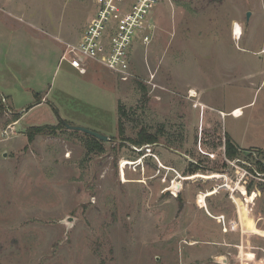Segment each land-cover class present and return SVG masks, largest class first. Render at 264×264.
Here are the masks:
<instances>
[{"label": "rangeland", "instance_id": "rangeland-1", "mask_svg": "<svg viewBox=\"0 0 264 264\" xmlns=\"http://www.w3.org/2000/svg\"><path fill=\"white\" fill-rule=\"evenodd\" d=\"M94 11L0 0V264H264V179L223 154L264 160V0H161L126 80L59 62Z\"/></svg>", "mask_w": 264, "mask_h": 264}, {"label": "built area", "instance_id": "built-area-1", "mask_svg": "<svg viewBox=\"0 0 264 264\" xmlns=\"http://www.w3.org/2000/svg\"><path fill=\"white\" fill-rule=\"evenodd\" d=\"M159 2L161 0H95L93 16L81 36L66 43L59 62L66 61L72 68L83 72L86 60H93L122 80L128 79L131 76V50H135L132 45L137 42L146 48L156 35L157 25L151 13ZM223 154L228 167H234L240 174L237 183L246 177L264 179V171L255 168V160L251 157L228 158L225 147ZM257 160L264 167V160ZM221 219L224 221V216Z\"/></svg>", "mask_w": 264, "mask_h": 264}, {"label": "trees", "instance_id": "trees-1", "mask_svg": "<svg viewBox=\"0 0 264 264\" xmlns=\"http://www.w3.org/2000/svg\"><path fill=\"white\" fill-rule=\"evenodd\" d=\"M38 95H39L38 92H36L35 96L37 97ZM37 103H40V100H38L35 104H37ZM35 104H33V105H35ZM32 106H30V107H32ZM119 111L121 112L122 110L119 108ZM120 119L121 118H119V129L121 128V126H120V121L121 120ZM64 122H66V121H64L63 119L60 118V123L65 127ZM54 127L55 126L45 124V125H42V126H33L29 130H32L34 134H36V133L45 134V133L50 132L49 131L50 129H54ZM29 136L30 137L32 136V132L29 133ZM90 139L93 140L97 144L100 143L99 140L96 139L94 136H91ZM156 140H157V134L156 133H151V132H147L145 130H142V131L139 132V137L136 140H134L133 142L136 143V144H143V143L151 144L153 142H156ZM225 140H226L225 141V155L228 158H233V157L238 156L237 155L238 154V149L233 144V142L231 141L230 137L227 136V134H225ZM263 156H264V154H263ZM256 163L258 165V169L261 170V171H264V167H261V162L259 160H257ZM217 174H223V173H211V174L195 173L193 175H189V177L190 178L200 177V178H204V179H213V178L216 177ZM251 187L252 186H248V188H246L247 191L252 190Z\"/></svg>", "mask_w": 264, "mask_h": 264}, {"label": "water", "instance_id": "water-1", "mask_svg": "<svg viewBox=\"0 0 264 264\" xmlns=\"http://www.w3.org/2000/svg\"><path fill=\"white\" fill-rule=\"evenodd\" d=\"M247 15H249V12L247 13ZM64 125L66 128L68 129H73V130H79V131H82V132H85L91 136H94L95 138L99 139V140H103V141H106L109 139L108 136L106 135H103V134H100L96 131H93V130H90L88 128H85V127H81V126H73L71 124H68L67 122H64Z\"/></svg>", "mask_w": 264, "mask_h": 264}, {"label": "bare ground", "instance_id": "bare-ground-1", "mask_svg": "<svg viewBox=\"0 0 264 264\" xmlns=\"http://www.w3.org/2000/svg\"><path fill=\"white\" fill-rule=\"evenodd\" d=\"M242 32H243V31H242L241 24L238 23V22H235V23L233 24V34H234V37H235L236 39L241 38ZM190 93H191V96H194L196 92L193 91V90H191ZM230 113H231L232 115H234V116H240V114H241V108H237V107H236V108L232 109ZM236 184H237V182H236ZM241 191L245 193L244 190H241Z\"/></svg>", "mask_w": 264, "mask_h": 264}, {"label": "crops", "instance_id": "crops-1", "mask_svg": "<svg viewBox=\"0 0 264 264\" xmlns=\"http://www.w3.org/2000/svg\"><path fill=\"white\" fill-rule=\"evenodd\" d=\"M0 93H3V94H5V95H7L8 97H9V95L8 94H6L5 92H3V91H0ZM10 98V97H9ZM44 99H45V96H44ZM40 103H42V99H41V102ZM40 103H37V104H35V105H38V104H40ZM236 108V107H235ZM237 108H239V107H237ZM234 109V108H233ZM222 188V187H221ZM218 193V192H217ZM216 193V194H217ZM216 194H213V195H216ZM212 196V195H211ZM211 196H207V198L208 197H211ZM255 199H256V197L253 199V200H251L250 202L251 203H254L252 206H254L255 205ZM256 211H255V213H260V215L261 214H263L264 213V207H258L257 209H256V207L254 208ZM205 211H207V212H209V210H208V206H207V204H206V208H205ZM225 217V216H224ZM239 219V221H240V217L238 218Z\"/></svg>", "mask_w": 264, "mask_h": 264}]
</instances>
